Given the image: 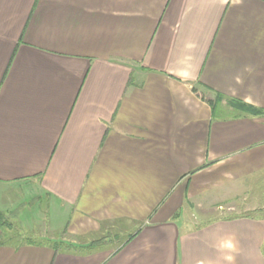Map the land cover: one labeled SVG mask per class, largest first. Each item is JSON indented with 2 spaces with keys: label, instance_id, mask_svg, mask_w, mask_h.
Masks as SVG:
<instances>
[{
  "label": "crops",
  "instance_id": "0c3cea01",
  "mask_svg": "<svg viewBox=\"0 0 264 264\" xmlns=\"http://www.w3.org/2000/svg\"><path fill=\"white\" fill-rule=\"evenodd\" d=\"M262 188L264 0H0V264H264Z\"/></svg>",
  "mask_w": 264,
  "mask_h": 264
},
{
  "label": "rangeland",
  "instance_id": "374dc122",
  "mask_svg": "<svg viewBox=\"0 0 264 264\" xmlns=\"http://www.w3.org/2000/svg\"><path fill=\"white\" fill-rule=\"evenodd\" d=\"M253 199H255L254 202L257 203L259 206L264 204V188H262L259 191L258 195L256 196L250 195V200H253ZM26 202H28V199ZM230 212L236 213L235 211H230ZM251 213L264 214V209L260 211L251 212ZM185 215H187V217H184L183 215L182 216L183 219L186 218L188 220H193V217H191L190 214H185ZM6 216H7V219L16 222L14 223V225H15L16 231H18L21 229V227H19L20 222L18 220L24 222L27 220L32 221V219H37L40 222L42 220V222L45 223L46 216L48 217L47 206L45 202H41V201L28 202L23 207H20V209L18 208L15 210V212H12V214H8ZM195 217L197 218L198 214ZM198 219L200 218L198 217ZM33 222L35 221L33 220ZM35 230L26 231V234L27 235L30 234L31 237L32 236L34 237L33 233H35L34 232Z\"/></svg>",
  "mask_w": 264,
  "mask_h": 264
},
{
  "label": "trees",
  "instance_id": "16d2710c",
  "mask_svg": "<svg viewBox=\"0 0 264 264\" xmlns=\"http://www.w3.org/2000/svg\"><path fill=\"white\" fill-rule=\"evenodd\" d=\"M5 218H4V216L2 215V213L0 212V223H5Z\"/></svg>",
  "mask_w": 264,
  "mask_h": 264
}]
</instances>
